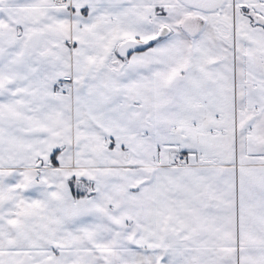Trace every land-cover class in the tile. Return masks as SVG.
I'll return each instance as SVG.
<instances>
[{"label":"snow or ice","instance_id":"1","mask_svg":"<svg viewBox=\"0 0 264 264\" xmlns=\"http://www.w3.org/2000/svg\"><path fill=\"white\" fill-rule=\"evenodd\" d=\"M0 264H264V0H0Z\"/></svg>","mask_w":264,"mask_h":264}]
</instances>
